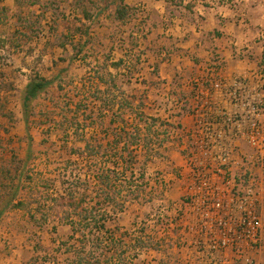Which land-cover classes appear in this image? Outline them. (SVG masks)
Instances as JSON below:
<instances>
[{
	"label": "rangeland",
	"instance_id": "1",
	"mask_svg": "<svg viewBox=\"0 0 264 264\" xmlns=\"http://www.w3.org/2000/svg\"><path fill=\"white\" fill-rule=\"evenodd\" d=\"M44 4L49 6L50 11L49 16L38 25L40 35L37 40L35 39L37 36L34 39L40 46L37 45L36 50L28 45L29 37L27 39L13 31L19 24L16 22V16H11L10 8L7 14L0 15V212L14 195L18 175L23 173L15 201L5 209L8 214L0 220V238L3 241V237H11V240H8L9 244L1 246L8 255L17 249L15 246L17 240L19 243L23 242L24 248L13 256L18 260L16 264H69L67 258L70 254L67 253L70 251L73 256L75 250L72 249L73 246L61 244L70 242L71 228L67 216L78 220L80 209L57 199L67 191L75 193V198H80L82 194L88 199H94L95 163L92 161L97 160L104 164L109 159L103 160L101 156L103 154L110 156V152L106 153V147L98 146L104 140L107 124H101V120L98 119L97 124L93 125L95 118L90 119L93 115L88 118L85 115H89V112L87 114H83L82 111L76 112L75 103L80 99L78 95L81 93L88 95L92 110L94 106L91 99L95 96L98 97V101L110 102L112 99L115 104H119L125 96L130 95L127 92L129 90L127 82L132 76L129 72L121 77V80L125 81L119 83V94L113 97L110 95V98H105L95 82L98 79V71L103 72L101 66L105 58L111 53L107 50L117 49L121 43L115 38L120 32L112 16L115 7L105 11V0H82L79 5L76 0H48ZM83 9L88 12L91 19L83 18ZM138 9L132 8L130 17L142 13L136 12ZM175 14L183 16L182 11ZM95 15L97 16L93 19ZM78 19H82V22ZM138 19L142 23L148 18L142 13ZM33 21L38 19L33 18ZM89 37L91 39L87 47L82 48V45L86 44L85 39ZM113 38L115 41H112ZM31 47L33 53H30ZM77 49H83V52L76 54ZM112 55V59L119 58ZM72 57H75V60L71 61ZM131 59L128 61L131 62L130 67L133 70L136 64ZM36 75L46 78L53 84L32 102L28 115L23 101L29 80L34 79ZM117 97L122 98L118 100ZM142 100L147 103L148 115L162 119L155 111L158 106L151 102H149L151 106H148L144 95H138L133 107H137ZM165 103L172 112L179 109L176 108L175 101L169 104L170 101L167 100ZM125 111L126 119L130 123H139L142 128L146 127V122L134 121L135 115L131 112L133 110ZM161 114L166 115L165 112ZM72 119H75V125H80V132L66 135L61 125L63 122L69 124L68 121ZM120 122L121 120L116 119V124ZM88 124L95 126V130H89L84 135L82 128ZM155 130L160 134L164 129L160 130L157 124L153 131ZM153 131L152 139L158 154L153 153L154 159L146 167L145 179L137 178L140 186L136 194L129 192V178H120L122 182L118 187H121V192L117 197L124 199L126 207L119 216L112 218L107 227L114 234L117 243L122 241L123 246H118V249L127 251L129 256L138 257L135 260L137 264H153V260L158 264H188L186 262L188 255L186 259L185 252L180 250L182 244H179L180 237H185L187 230L181 222H177L178 225L173 231L170 228V224L175 223L177 219L174 206L184 204L187 199L185 191L187 173L190 169H196L192 161H202L214 152L211 153L212 147L207 149L192 144L184 146L181 138L171 132L167 138L161 134L156 139ZM111 133L110 130L109 134ZM143 133L145 134L144 131ZM165 138V145L161 148L159 143ZM86 142H90L92 147L97 149L99 152L98 155L95 154L97 158L87 157ZM245 148L248 150V147ZM143 159L142 154L141 160ZM7 169L8 173L5 172ZM201 169L196 170L203 172ZM241 179L245 184L249 181L247 176H242ZM19 201L31 205L30 210L34 211L36 220H32L24 213H14L16 208L13 205ZM87 203L90 207L89 200ZM61 223L65 225L61 226ZM169 231L172 234H168ZM76 239L71 241L72 244L78 245L77 241L81 237ZM89 239L85 244V253L93 252L98 255L102 254V251L111 252L110 244L105 243L97 248L93 244V238ZM137 239L140 244H135L134 241ZM33 245L36 246L34 252L31 249ZM76 250L80 251V248L77 247ZM152 250L156 252L151 253Z\"/></svg>",
	"mask_w": 264,
	"mask_h": 264
},
{
	"label": "crops",
	"instance_id": "2",
	"mask_svg": "<svg viewBox=\"0 0 264 264\" xmlns=\"http://www.w3.org/2000/svg\"><path fill=\"white\" fill-rule=\"evenodd\" d=\"M17 1L3 0L0 8H10L11 16L14 17L15 14H21L36 18L41 16L42 12L46 17L49 16L50 9H44L46 6L44 3L48 0H19L24 3L20 6L17 5ZM76 2L79 5L82 0ZM174 3L179 5L176 6ZM126 4L130 11L138 7L136 12L142 11L148 18L141 23L138 19L142 14L140 13L132 16L126 24H121L115 20L116 6H111L115 7L112 16L120 31L115 38L121 43H118L117 49H108L107 52H111L108 56L111 61L119 59L128 61L132 58L131 61L137 67L129 81H126L129 87L127 92L130 95H144L148 106H151L149 102L158 106V109H155L157 115L172 124L169 132L179 136L184 146L194 145L197 139H204L202 135L207 128H202L198 122L211 123V114H215V122L218 120L220 122L208 128L223 130L221 121L225 114H229L235 108L233 102L226 96L227 90H232L235 84L243 82L247 87L239 88V92L249 97L253 92L252 88L260 81L259 73H264V0H126ZM111 7H106L105 11ZM175 11L178 13L182 11L183 16L176 15ZM96 16H93V19ZM17 29H20V26H15L13 31ZM21 30L24 31L22 28ZM115 38L112 41H115ZM35 39L28 43L34 50L38 45ZM89 39L91 37L85 39L87 43L85 47ZM83 46L84 44L82 48ZM111 54L119 58L112 59ZM73 60L75 57H72L71 61ZM130 63L128 61V64ZM110 70L115 73L112 68ZM121 77L119 83L125 81L121 80ZM211 77L221 81V93L213 89ZM95 82L105 91L106 86L100 84L98 79ZM197 88H202L206 93L204 95L206 103L210 98L216 100L215 110L205 109L202 113L195 114L193 105ZM261 91L264 95V90ZM167 100L170 101L169 104L172 101L180 103L179 109L172 112L165 103ZM165 107L167 109H164ZM145 111L148 113L147 107ZM161 112H165L166 115L162 116ZM17 212L30 216L29 212L21 209H15L14 213ZM31 213L34 215L33 210ZM5 214L8 212L5 211L0 220ZM36 218L35 215V220ZM190 220L188 219V224ZM63 225L65 223H61V226ZM192 238L187 233L185 237L179 239V244H182L180 250L185 252L186 259L188 255L186 262L209 264L208 261H203L202 255L192 250ZM3 239L2 241L0 238V264H16L18 260L13 256L24 248L23 242L19 243L17 240L15 245L17 249L8 255L1 246L9 244L8 240H11V237ZM35 248V245L31 247L32 252ZM154 252L156 251H151ZM229 255L230 259H233L231 264H245L244 261L235 259L233 253ZM248 255L256 264H264V251L248 250ZM200 257H203L202 260H199ZM153 264L158 263L153 260Z\"/></svg>",
	"mask_w": 264,
	"mask_h": 264
},
{
	"label": "built area",
	"instance_id": "3",
	"mask_svg": "<svg viewBox=\"0 0 264 264\" xmlns=\"http://www.w3.org/2000/svg\"><path fill=\"white\" fill-rule=\"evenodd\" d=\"M259 74L260 81L249 97L239 92V88L247 87L243 82L227 90L235 108L221 121L223 130L208 128L220 122H215V114H211V123L198 122L207 129L204 139H197L194 145L212 147L214 154L192 161L196 169L204 171H188L187 199L174 206L177 219L170 224L171 231L177 222L183 223L193 237L192 250L209 264H231L230 253L245 264H256L248 250L264 251V73ZM210 83L221 93L220 80L211 77ZM205 94L202 88L196 89L195 114L216 109V100L210 98L206 103ZM242 176L249 178L247 184Z\"/></svg>",
	"mask_w": 264,
	"mask_h": 264
},
{
	"label": "trees",
	"instance_id": "4",
	"mask_svg": "<svg viewBox=\"0 0 264 264\" xmlns=\"http://www.w3.org/2000/svg\"><path fill=\"white\" fill-rule=\"evenodd\" d=\"M2 1L3 0H0V3H2ZM105 2L106 7H111L113 5L116 6L115 20L119 21L121 24H126L131 18L130 7L126 4V0H105ZM17 3L18 5L24 4L19 0ZM44 9H49V6H44ZM7 11L8 8L6 7L0 8V15L7 14ZM82 14L83 18L91 19L86 10L83 9ZM15 15L17 18L16 22L20 26V29H17L15 34H19L25 38L29 37V41H33L35 36H37L35 38H38L40 35V28L38 25L42 24V21L45 20V13L42 12L41 16L36 17V20L38 19V21H33V18L29 16L25 17L21 14ZM78 20H80L79 22H82V19ZM21 28L24 31H22ZM35 28H37V30H35ZM31 33L34 35L32 36ZM87 35L88 34L86 33V36ZM86 44H84L83 48ZM29 50L30 53L34 52L32 48H29ZM82 52L83 49H80L76 54H81ZM130 65L131 64H128V61L124 59L111 61L109 56L106 57L103 65L101 66L103 72L98 71L97 73L99 83L106 86L105 91L98 87V90L105 95V98L109 97L110 95H112L110 97H113L115 94H119L120 76H125L127 72H129L131 75L136 72V65L133 67V70H131ZM110 68H112L115 73H113ZM52 84L53 83L51 81L41 77L40 75H36L34 79L29 81L23 101L25 112L28 115H30L31 112L32 102L36 100L39 95L43 94ZM78 96L80 99L75 103L76 112L80 113V111H82L83 114H87L89 112V115H85L88 118L90 115H93L90 117V119H93L92 117L95 118V121L92 122L93 125L97 124L98 119L101 120V124H107L105 127L104 140L99 143L98 146L100 148L106 147V153L110 152V156H106L104 154L101 156L103 160L106 158L109 159L106 160L104 164L100 161L98 162L97 160L92 161L95 163V171H93V178L95 181L94 199H88L81 193H79L81 194L80 198H75L76 194L70 191H67L66 194L61 195L57 199L62 203L68 202V205L74 207L75 209H80L78 220L72 219V216L70 215L67 216L69 222L68 225L71 228V234L69 236L70 242H62L61 246H73L72 249L75 250L73 256H71L70 251L67 253L70 254V257L67 258L69 264H137L135 260L138 259V257L129 256L127 251H120L118 249V246L122 247L123 243L122 241H118V243H122V245L117 243L116 239L114 238V234L110 231L107 225L110 221H112L113 217L122 213L126 207V202L124 199L117 197V195H120L121 192V187H118V184L122 182L120 178H129V192L136 194L140 186L138 185V179H145L146 167L147 165L151 164L154 159L153 153L156 152V155L158 154L157 149L154 147V140L152 139V131L154 127H156L158 124L160 130L164 129L163 131H160L162 132L160 134L157 133L156 130L153 131V133L156 134V139H158L161 134H164V136L167 138V135L169 134V128L172 127V124L166 120L160 119L159 117L148 115L145 111L147 105L143 100L138 103L137 107H133V104L137 101L138 97L135 94L125 96L122 102L119 101V104H115V101L112 99H109L110 102L107 100L98 101V97L95 96L91 99V102L94 106L92 110L89 105L90 99H88V95L81 93ZM117 98L118 100H121L122 97ZM126 109L133 110L131 112L135 115L134 121L146 122V127L142 128L139 123H130L128 119H126ZM116 119L121 120L122 123L120 122L119 124H116ZM74 121L75 119H72L71 121H68L69 124H67V122L62 123L61 128L62 130L64 129L63 131H65L66 135H70L71 133L78 134L80 132V125H75ZM92 124H88L82 128V133L84 135L87 134L89 130H95V126ZM110 130L112 131L111 134H109ZM166 138L163 141H160L159 146L161 148L165 145ZM86 149L88 153L87 157L90 159L97 158L95 154L98 155L99 152H97V149L92 147L90 142H86ZM142 154L144 155L143 160H141ZM5 172L8 173L9 170L7 169ZM128 173L129 177H127ZM18 176V184L14 187V195L1 210L0 216L4 213L5 209H7L13 203V201H15L17 192L20 190L23 173H20ZM78 179L80 180V178ZM146 185H149V183H146ZM88 200L90 201V207H88ZM13 207L29 212L31 219L35 220V215L31 213V205L29 203L19 201L16 202ZM42 215H45V213H42ZM106 235L108 237H104ZM79 236L81 239H78V245L72 244L71 241H76V238ZM91 237L93 238V244H95L97 248H100L105 243L110 244L112 247L110 249L111 252H109V250L106 252L102 251V254L98 255L93 252L85 253V244L86 242H89V238ZM134 242L135 244H140L138 239ZM77 247L80 248V251L76 250Z\"/></svg>",
	"mask_w": 264,
	"mask_h": 264
}]
</instances>
